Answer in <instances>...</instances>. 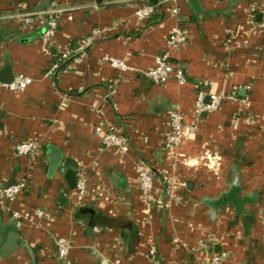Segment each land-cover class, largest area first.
Listing matches in <instances>:
<instances>
[{
  "label": "crops",
  "instance_id": "obj_1",
  "mask_svg": "<svg viewBox=\"0 0 264 264\" xmlns=\"http://www.w3.org/2000/svg\"><path fill=\"white\" fill-rule=\"evenodd\" d=\"M149 1L154 13L139 20L136 9ZM41 2L0 0V72L33 78L22 91L0 80V192L28 180L15 199L0 198V264H63L58 238L76 264H157L152 248L159 264H206L213 254L222 264H264V30L247 22L250 6L264 8V0H50L36 12ZM30 14L37 23L24 25ZM50 14L58 30L48 41ZM177 23L186 40L171 60L187 81L156 83L148 71ZM52 49L70 52L57 76ZM199 90L224 96L219 109L197 114ZM175 110L185 135L167 151ZM100 122L121 127L127 152L103 145ZM26 140L37 149L23 156L16 144ZM49 145L63 153L52 176ZM69 160L86 178L82 199L66 182ZM139 162L158 176L151 200ZM11 231L21 243L5 255Z\"/></svg>",
  "mask_w": 264,
  "mask_h": 264
},
{
  "label": "built area",
  "instance_id": "obj_2",
  "mask_svg": "<svg viewBox=\"0 0 264 264\" xmlns=\"http://www.w3.org/2000/svg\"><path fill=\"white\" fill-rule=\"evenodd\" d=\"M155 11L154 6L145 5L136 9V16L139 20L149 18ZM177 14L178 10L174 8L172 10ZM261 14L259 20L256 19V15ZM250 29L254 32L264 30V8H259L256 5H251L247 12ZM38 18L35 14L27 15L23 18L24 25H33L37 23ZM47 28L43 34L45 40L52 39L58 30V18L55 14H50L47 20ZM99 33V32H97ZM96 33V35H98ZM186 40V29L183 25L177 23L174 25L165 42V47L156 56L155 65L149 69L148 76L156 83H164L169 79H175L178 83L183 84L187 81L186 71L179 64L174 63L171 59L174 56V51L179 48ZM70 59V52H62V61ZM111 64L117 67H125V63L121 60L112 59ZM57 65L54 66L55 69ZM33 78L25 74H18L14 76L11 82L2 83L6 88L13 91L25 90L31 83ZM208 95L209 101L206 102V96ZM225 97L217 93H207L204 90H199L196 95V107L195 112L202 114L204 112H213L222 105ZM185 117L180 111H173L169 116V131L165 136V149L167 151L173 150L183 141L185 135ZM95 133L101 137L102 143L106 147L114 148L121 152H127L130 146L129 139L124 134L123 130L118 124L113 122L105 123L100 122L95 126ZM37 149V144L33 140L20 141L16 144V151L18 154L26 156L32 155ZM138 183L144 194V196L151 200L153 198V192L155 189V181L158 179L156 172L147 166L144 162L137 164ZM28 180L27 178H21L9 186L2 189L0 192V198L6 200H13L19 194L27 190ZM76 196L78 199H82L87 192L86 178L81 175L77 179L75 187ZM37 215L43 217L45 212L43 210H37ZM13 219L21 224V219L24 217L19 212L12 214ZM28 217V215H25ZM261 218L264 223V210L261 212ZM56 248L58 258L63 264H76L69 259L70 245L65 239L58 238L56 240ZM151 258L158 263L156 251L152 248L149 252ZM206 264H222V256L219 254H213Z\"/></svg>",
  "mask_w": 264,
  "mask_h": 264
},
{
  "label": "water",
  "instance_id": "obj_3",
  "mask_svg": "<svg viewBox=\"0 0 264 264\" xmlns=\"http://www.w3.org/2000/svg\"><path fill=\"white\" fill-rule=\"evenodd\" d=\"M50 3V0H42V2L35 7V11L39 12L45 9V7ZM10 76L9 78H7ZM14 78V75L11 73V70L9 67H7L5 70H2L0 72V80L3 82H11ZM49 174L52 176L57 169L59 168V165L61 161L63 160V153L60 148L54 145H49ZM65 173V179L68 184V187L70 189H74L77 184V167L76 163L73 160H69L66 164V168L64 170ZM10 183H8L5 187L9 186ZM82 211L90 212L94 214V210L90 208H82ZM21 243L19 232L17 231H11L8 234V237L6 241L4 242L3 246L1 247V252L5 255L10 254L12 251H14Z\"/></svg>",
  "mask_w": 264,
  "mask_h": 264
},
{
  "label": "trees",
  "instance_id": "obj_4",
  "mask_svg": "<svg viewBox=\"0 0 264 264\" xmlns=\"http://www.w3.org/2000/svg\"><path fill=\"white\" fill-rule=\"evenodd\" d=\"M100 1H102V0H100ZM145 4H151L152 5V2L149 1V2H147ZM152 6H154V5H152ZM46 28H47V26L44 28L43 34H44ZM75 45L76 44H73V46H75ZM52 52H53V54L55 53V55H53L54 56L53 57V64H56V63L58 64V66L54 69L53 75L57 76L58 73H60L64 69H66V67L70 63V59H68L66 61H62L61 60L62 52H59L58 50H54V49H52ZM54 79H56V77Z\"/></svg>",
  "mask_w": 264,
  "mask_h": 264
}]
</instances>
